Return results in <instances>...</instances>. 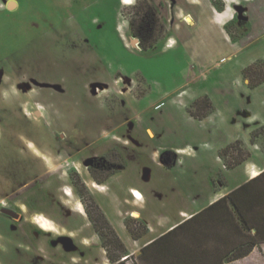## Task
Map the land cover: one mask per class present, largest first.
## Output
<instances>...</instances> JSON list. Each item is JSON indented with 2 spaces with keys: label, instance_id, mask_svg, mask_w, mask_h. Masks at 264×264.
<instances>
[{
  "label": "rangeland",
  "instance_id": "obj_1",
  "mask_svg": "<svg viewBox=\"0 0 264 264\" xmlns=\"http://www.w3.org/2000/svg\"><path fill=\"white\" fill-rule=\"evenodd\" d=\"M9 1L0 0V264H113L107 252L118 256L120 247L103 248L75 173L98 227L90 198L101 211L98 199H107L118 221L109 222L132 253L121 264H149L139 242L149 225L129 210L176 220L217 170L218 151L242 140L250 152L242 164L255 161L253 152L264 157V136L252 142L264 126V84L252 88L264 77L257 65L264 63V0H148L165 27L149 50L130 37L138 0H13L14 10ZM250 66L251 79L244 75ZM204 97L212 114L195 119L189 110ZM18 136L39 154L17 144ZM15 145L40 155L43 166L27 174L9 151ZM167 151L184 162L162 166ZM88 167L121 172L105 189L92 183ZM131 188L146 196L142 207ZM3 213L17 214L14 224ZM36 214L54 223L52 236L39 233ZM248 260L236 264H264V242Z\"/></svg>",
  "mask_w": 264,
  "mask_h": 264
},
{
  "label": "crops",
  "instance_id": "obj_2",
  "mask_svg": "<svg viewBox=\"0 0 264 264\" xmlns=\"http://www.w3.org/2000/svg\"><path fill=\"white\" fill-rule=\"evenodd\" d=\"M169 40L176 41L173 38H168L167 41ZM122 93L123 91L120 94ZM16 138L17 144L20 145V141L26 144L23 136ZM117 138L116 134L115 139ZM12 141L14 140L10 139L8 144L13 145L15 141ZM32 142H29V147L39 154L40 148ZM26 148L15 145L12 150L9 147V151L20 155L23 161L22 166L25 164L27 174L32 175L35 173L33 169L37 168L38 171L43 166V162L38 159L40 155H35L34 152L29 156L27 151L25 154ZM161 151L165 150L155 151L156 158ZM172 155L174 156L169 152V157ZM173 159L171 161L170 158L173 166L167 168H173L180 162H184L180 157L174 156ZM252 159L255 161L245 162L234 169H227L218 151L217 170L208 175V183L205 186L199 189L197 187L195 200L192 201L189 209L180 211L176 220L166 217L155 220L139 210H129L131 214L137 213L138 219L149 225L147 237L139 240L140 249L145 250L144 257L146 256L147 262L149 264H236L249 261L250 257L260 251L261 242H264V175H262L264 174V157L253 152ZM159 164L163 166L161 162ZM119 174L111 176L101 184V187L108 188V183L118 178ZM92 183H95L93 179ZM134 190L139 191L131 188V191ZM139 192L142 194L140 200H145L146 196ZM98 200L108 220L116 225L118 221L111 219L107 199L99 198ZM138 200L134 201V205L142 207L140 204L143 202ZM79 211L83 213L82 208ZM45 217L52 223L54 230L44 231L55 232L54 223L47 216ZM254 241L255 247H253Z\"/></svg>",
  "mask_w": 264,
  "mask_h": 264
},
{
  "label": "trees",
  "instance_id": "obj_3",
  "mask_svg": "<svg viewBox=\"0 0 264 264\" xmlns=\"http://www.w3.org/2000/svg\"><path fill=\"white\" fill-rule=\"evenodd\" d=\"M223 10V9H222ZM132 16H130L129 19V27H130V37L131 38H135L139 40V47L142 50H149L154 48L159 42H160V37L162 36L161 34L165 31V27L161 22L160 16L158 11L156 10V8L148 1V0H138L135 5H133L132 7ZM257 65L261 68H263L261 65H264V63H257ZM256 65V66H257ZM255 69V66H250L248 68H246L244 70V75L245 77H248L249 79H251V71ZM261 71V69H260ZM253 82V81H252ZM264 84V77L261 78L260 80H257V82H253L252 84V88H257L258 86ZM208 106L210 107V110L205 111L204 107ZM197 109H199L200 111L203 110V114L200 115L198 114V112L196 111ZM213 111V105L210 103L209 98L204 97L202 99H198L196 100L192 106L191 109L189 110L190 114L192 117H194L195 119H199L202 120L204 118H207L208 116H210L212 114ZM259 136H264V126L260 127L258 129V131H255L253 136H252V142H255L256 139ZM243 152H247L245 153L246 156L250 155V152L247 151V149H245L244 147V142L242 140H238L235 143L230 144L229 146H227L225 149H223L220 152V157L221 159L224 161L225 166L227 169H234L237 166H239L240 164H242L244 162V160L246 158L243 157ZM236 153H241V155H239V157H236ZM104 161V160H103ZM103 161H99V162H103ZM98 161H96L97 163ZM105 168H107L106 165H104ZM125 168V165H120V169ZM94 180L98 183V184H103L105 183L113 174L119 172L118 170L113 171L111 173L105 174V175H101L97 173L94 170V167L90 170ZM73 181H74V185L76 186V188L79 190L81 197L84 201V205L87 206V213L88 216L91 220V222L93 223L94 229L96 231V233L99 235L101 242H102V246L103 248L108 251V248L111 244H116L120 247V255L118 256H114L112 255L109 251L108 253V259L114 264L117 261H120L122 259H124V261L129 260L130 254H128L127 252V248L124 245V243L121 241V239L117 236V234L115 233V231L113 230L109 220L107 219V217L105 216L104 212L101 211L99 205H97L94 201V199L91 197V201L92 203V207L91 208H96L99 212H98V221L101 222L102 227H98L97 222L94 220L93 216H92V212L90 211V207L86 204V200H85V196L87 195L86 193V185L83 183V181L81 180L80 176L75 173V175H73ZM131 222H137V219H133L131 218ZM139 224H141L139 222ZM127 228L130 231V233L132 234V236L135 239H139L142 236L141 235H137L136 234V230L134 229V227L130 224H127ZM104 229L109 230L110 233L113 235L114 239H109L106 238L109 234H105L104 233Z\"/></svg>",
  "mask_w": 264,
  "mask_h": 264
},
{
  "label": "bare ground",
  "instance_id": "obj_4",
  "mask_svg": "<svg viewBox=\"0 0 264 264\" xmlns=\"http://www.w3.org/2000/svg\"><path fill=\"white\" fill-rule=\"evenodd\" d=\"M8 7H9V9L14 10L17 7V3L13 0L9 1ZM132 193L135 195L136 199L142 198V194L139 191L134 190V191H132ZM132 216L135 218L139 217V215L135 212L132 213ZM34 220L40 227H42L43 230H45V231H53L54 230L52 223L45 216L38 214L34 217Z\"/></svg>",
  "mask_w": 264,
  "mask_h": 264
},
{
  "label": "flooded vegetation",
  "instance_id": "obj_5",
  "mask_svg": "<svg viewBox=\"0 0 264 264\" xmlns=\"http://www.w3.org/2000/svg\"><path fill=\"white\" fill-rule=\"evenodd\" d=\"M130 28V27H129ZM170 158H171V161H173L174 159V156L172 155V157L170 156ZM93 167H88V169H89V172H90V170L92 169ZM76 171H77V169H75ZM122 170V169H121ZM121 170L119 171V172H117V173H115V174H118V173H120L121 172ZM78 174V173H77ZM115 174H113V175H115ZM79 175V174H78ZM80 176V175H79ZM90 176H91V178L94 180V178H93V176H92V174H91V172H90ZM81 178V177H80ZM82 180V179H81ZM94 182L95 183H97L95 180H94ZM83 183H84V181H83ZM73 184H74V182H73ZM98 184V183H97ZM98 185H101V184H98ZM75 186V185H74ZM76 187V186H75ZM0 204L2 205V203L0 202ZM6 207H4L3 206V209H5ZM3 209L1 210L2 212H3ZM4 214V213H3ZM5 216H7L8 217V219L14 224V222H15V220H14V218L17 216V214H13L12 213V215L11 216H9V215H6V214H4ZM14 222H13V221ZM16 224V223H15ZM35 224V223H34ZM36 225V224H35ZM22 227H24V226H22ZM28 228V227H27ZM36 228H37V230L39 231V233H41V234H43V235H45L44 233H46V234H49L48 232H45V231H43L42 229H40L37 225H36ZM24 229H25V232L26 231H28L25 227H24ZM50 236H52V233H50ZM62 238H59V240H61ZM100 241H101V239H100ZM102 243V242H101ZM130 257H131V255H130ZM124 262V260H120V261H117L116 263H114V264H121V263H123Z\"/></svg>",
  "mask_w": 264,
  "mask_h": 264
},
{
  "label": "water",
  "instance_id": "obj_6",
  "mask_svg": "<svg viewBox=\"0 0 264 264\" xmlns=\"http://www.w3.org/2000/svg\"><path fill=\"white\" fill-rule=\"evenodd\" d=\"M132 42L136 43V46L139 45V40L138 39H132ZM134 46H135V44H134ZM102 89H104V88H102ZM165 155H166V157H165ZM165 155H163L162 164L165 165V166H169V164L171 162L170 161V157H169V152L165 153Z\"/></svg>",
  "mask_w": 264,
  "mask_h": 264
},
{
  "label": "built area",
  "instance_id": "obj_7",
  "mask_svg": "<svg viewBox=\"0 0 264 264\" xmlns=\"http://www.w3.org/2000/svg\"><path fill=\"white\" fill-rule=\"evenodd\" d=\"M101 90V89H100ZM98 90H96L94 93H97ZM122 92V91H121ZM2 205L4 206V203H2Z\"/></svg>",
  "mask_w": 264,
  "mask_h": 264
}]
</instances>
